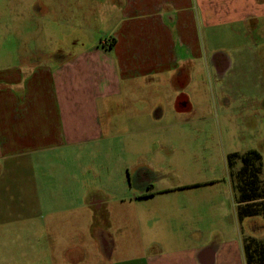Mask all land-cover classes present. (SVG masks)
<instances>
[{"label": "crops", "instance_id": "1", "mask_svg": "<svg viewBox=\"0 0 264 264\" xmlns=\"http://www.w3.org/2000/svg\"><path fill=\"white\" fill-rule=\"evenodd\" d=\"M15 1L23 5L15 21L0 22V47L8 42L1 31L21 33L13 51L0 50V264H264L249 256V238L264 246V214L240 216L249 202L232 177L239 158L227 160V177L187 186L165 182L155 169L165 158L153 159L158 149L97 171L95 183L85 177L86 157L82 163L83 151L104 137L102 117L118 113L114 105L127 109L134 94L160 85L166 95L176 90L179 114L194 66L210 60L211 104L223 109L235 141L250 140L227 159L258 153L264 191V0ZM95 22L102 34L88 45ZM164 115L159 107L144 120ZM141 120L130 117L132 125ZM187 188L193 195L181 196Z\"/></svg>", "mask_w": 264, "mask_h": 264}, {"label": "rangeland", "instance_id": "2", "mask_svg": "<svg viewBox=\"0 0 264 264\" xmlns=\"http://www.w3.org/2000/svg\"><path fill=\"white\" fill-rule=\"evenodd\" d=\"M50 1L41 0L42 4L45 5H48ZM62 3L63 6H93L100 4L97 0H62ZM104 4L105 7L109 5L107 0H103L102 5ZM22 6L21 3L15 0H0V22L2 15L6 16L9 22L15 21L14 12L19 11ZM26 20L29 21V19ZM23 23L24 25L27 24L24 21H18L14 22L13 25L22 27ZM102 26L101 22H95V25H92L93 29H89L88 45L99 40L102 34L101 30H103ZM1 33H4V37L8 41L5 46L0 47L1 53L13 51L14 44L21 39V33L16 35L14 30H5ZM202 33L205 37L203 41L205 54H211L210 49L213 45L207 41L208 31L203 29ZM219 34L220 36H217L213 42L218 49L221 48L222 39L224 38L223 31H220ZM40 40L44 39L41 38ZM42 43L44 45L40 46L45 49L53 50L57 48V45L51 47L48 43ZM194 67L190 84L188 87L184 85L185 89L178 97V101L189 103L179 114L173 112V100L175 99L176 90L169 88L166 95L167 92L162 86L152 85L151 87L148 86L149 88L145 92L134 94L136 105H132L127 109H123V105H114L115 110L118 108V113L102 117L104 137L97 144L89 145L86 148L87 151H83L85 153L82 154V163L83 157H86L84 165L87 166L85 177L88 179V183H95L97 171H103L109 167L120 168L123 162L131 165L136 159L133 157L134 152L144 153L143 151H145L144 154L146 155L147 151L154 149H158L159 152H156L157 155L155 154L156 156H153V159L159 156L165 157L159 165L157 164L158 167L155 169H159L166 176L165 182L168 184L187 186L228 176L226 152L235 147L243 148L245 144H250V140L247 137L243 145L235 141L231 135L234 128L227 121L225 122L223 109L219 105L211 104L213 100L211 92L216 83L213 79L214 72L210 60L208 64L206 61H201ZM182 78H177L174 86L176 84L179 85L178 87L182 86ZM157 80H160V78ZM164 81L165 77H162L161 82L164 83ZM132 107H136L133 112ZM159 107L165 110L164 119L154 120L152 118L145 122L144 115L154 113ZM131 115L136 120H143L132 125L134 123H130ZM156 128H160V130L154 132ZM151 129L152 131H150ZM142 130H145V134L141 133ZM149 145L151 146L149 147ZM165 151H173V153L167 155ZM70 157L71 162L65 165L69 166L72 172L73 167L77 165L76 153L72 151ZM168 176H172V178L169 179ZM206 186L202 187L205 188ZM206 189L203 190L207 191ZM182 193L180 195L184 197L193 195L191 188L185 189ZM232 199L234 198L232 197ZM259 219L262 218L253 217V221ZM262 220L264 222V219ZM92 258H95L93 254L90 256L89 261Z\"/></svg>", "mask_w": 264, "mask_h": 264}, {"label": "trees", "instance_id": "3", "mask_svg": "<svg viewBox=\"0 0 264 264\" xmlns=\"http://www.w3.org/2000/svg\"><path fill=\"white\" fill-rule=\"evenodd\" d=\"M234 158H239L242 163V167L238 173L235 175L232 174L239 199L241 202H249L247 206L240 209V216L264 214V202L261 200L264 198V191L259 189L258 176L261 172V156L252 151L242 155L234 153L228 156L227 160L229 165L232 166V160ZM252 247H254V250ZM250 250L253 251V253H250ZM248 251L249 256L254 257L258 255L259 260L264 259V246L256 243L252 238H249Z\"/></svg>", "mask_w": 264, "mask_h": 264}]
</instances>
